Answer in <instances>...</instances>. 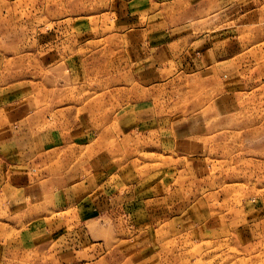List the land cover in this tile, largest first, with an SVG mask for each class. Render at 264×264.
Segmentation results:
<instances>
[{
    "label": "rangeland",
    "instance_id": "374dc122",
    "mask_svg": "<svg viewBox=\"0 0 264 264\" xmlns=\"http://www.w3.org/2000/svg\"><path fill=\"white\" fill-rule=\"evenodd\" d=\"M0 264H264V0H0Z\"/></svg>",
    "mask_w": 264,
    "mask_h": 264
}]
</instances>
